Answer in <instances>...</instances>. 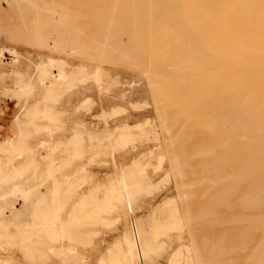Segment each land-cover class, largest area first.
Listing matches in <instances>:
<instances>
[{
  "label": "rangeland",
  "instance_id": "1",
  "mask_svg": "<svg viewBox=\"0 0 264 264\" xmlns=\"http://www.w3.org/2000/svg\"><path fill=\"white\" fill-rule=\"evenodd\" d=\"M27 1L0 0V144L9 152L20 151L12 161L17 171L12 184L23 190L25 198L17 212L6 207L16 196H8L6 203L0 204V225L6 226L16 241L0 237V259L6 258L9 264H63L57 252L61 245L64 252L77 254L85 264H227L232 260L244 264L242 260L249 261L244 257L252 250L241 253L231 241L238 227L225 221L220 224L219 215L224 216L226 210L216 211L220 219L214 213L212 222L207 221L208 215L203 218L205 208L210 210L207 204L212 203L209 202L213 195L217 196L221 189L216 185L218 181L213 182L216 176L208 171L209 176L206 175L205 169L216 160V153L200 154V148L206 146L199 142L210 140L211 133L216 139L218 128L198 127L191 141L177 140L181 126H186L185 116L171 124L172 113L163 108L167 107L163 102V86L149 81L146 60L151 52L147 55L149 51H146L145 63L140 62L139 68L132 67L135 59L131 52H125L128 48L125 45L131 39L129 21L123 24V33L115 36L112 44L115 48L109 47L104 59L98 60L96 47L102 26L97 14L114 1L116 6L126 9L129 1L104 0L105 3L97 4L98 0H37L39 9L33 14L40 24L52 18L44 11L45 6L65 4L73 15L79 12L77 17L69 12L63 27L65 33L78 40L80 53L75 56H65L58 50L51 53L34 43L32 13ZM173 21L165 26L173 28L176 24ZM54 44L49 43L52 47ZM51 59L64 60L63 70L69 76L63 83L53 82L55 69L49 67ZM96 63L102 72L98 85L93 79ZM41 65L47 69L44 82L40 78ZM18 87L27 90L16 101L9 92ZM44 106L50 114L49 121L39 117ZM190 113L193 118L199 115L196 110ZM192 120L189 122L198 126L197 119ZM12 137L18 139L16 148H11ZM37 151L38 155L34 156ZM43 151L52 153L53 174L49 171L52 164L40 157ZM195 154L198 157L194 158ZM184 155L189 167L183 166ZM212 155H215L213 159ZM6 161L11 172V159ZM210 182L215 184L211 186ZM114 184L121 186V202L112 196ZM4 192L1 188L0 195ZM208 213L210 216L212 212ZM198 214L206 221L199 220ZM55 215L62 226L61 240L51 231H39L44 229L43 222ZM36 226L38 230L33 229ZM24 230L26 234H22ZM23 235L28 240L22 246ZM126 236L134 243L131 258L125 250ZM222 238L227 240V248L232 246L233 251L240 253L225 249ZM26 248L32 252L25 251ZM223 249L229 254L225 250L222 254ZM209 252L214 259L217 255L219 261L217 257L216 261L209 258Z\"/></svg>",
  "mask_w": 264,
  "mask_h": 264
},
{
  "label": "bare ground",
  "instance_id": "2",
  "mask_svg": "<svg viewBox=\"0 0 264 264\" xmlns=\"http://www.w3.org/2000/svg\"><path fill=\"white\" fill-rule=\"evenodd\" d=\"M128 1V9L123 8L122 10V7L116 6L117 2L114 3V1L109 6L106 5L100 14H97L102 26V35L96 47L98 60L104 59L106 52H108L107 49L112 46L116 39L115 36L123 33V27L129 21L132 40H129V45H125L128 46L125 48V52L127 54L131 52V56L135 59L132 61V67L139 68L140 62L145 63L143 59L147 58L144 56L146 51H149L147 55L151 52L152 54L148 55L149 58L145 59L146 62L148 61L147 65L150 69L148 70L149 76H151L149 81L163 86V102L167 106L163 108L172 113L170 114L171 124L176 123L180 116L181 119L182 116H185L183 125L186 124V126H181L184 128H180L182 131H179L182 133L179 132L180 135L177 136V140L185 138L186 142L191 141L192 138L194 139V130L198 127L201 129L218 128L219 136H215L216 139L212 137L213 133L211 135L208 133L210 140L199 142L202 143L201 146L204 144L206 146V149L200 148L201 152L198 150L200 154L204 153L206 156H210V153H216V158H214L215 155L211 156L212 159L216 160L208 163L205 169L206 175L209 176L207 174L209 172L216 176V180L213 179V182L218 181L216 185H219L221 189L217 196L216 194L213 195L214 199L211 195L212 201L208 202L212 203L207 204L209 205L207 208L210 210L207 209L208 211H206L205 208L206 214L203 215L204 208H202L200 214L203 215V218L205 216L207 218L208 215L207 221L211 220L212 222L216 211L226 210L224 216L216 214V218L219 215L222 219L221 222L220 220L218 222L222 224L225 221L231 225L234 224L236 228L238 227L235 238L233 236L231 239L235 248L238 247L241 253L245 250H252L250 252L254 253L249 252L251 257L246 254L244 259H249V261L241 259L242 262L244 261V264H248L247 262L264 264V0ZM96 3L103 4L105 1L98 0ZM6 4L8 5V3ZM27 4L32 13L31 33L34 43L51 53L54 50L64 53L65 56H75L80 53L78 40L65 33L63 29L69 12L72 14L67 8L68 5L56 4L52 8L45 6L44 11L47 16L52 18H47L40 24L33 14L39 9L38 1L28 0ZM57 7L60 8V12ZM124 11H127L128 16ZM78 15H80L79 12H75L73 16L77 17ZM124 21L126 22L124 23ZM169 21H176L171 29L165 26L169 24ZM123 24L125 25L123 26ZM155 37H157L156 39L163 37L165 40L168 38V40H163V42L155 39V42L153 40ZM146 39L149 42L146 43ZM51 42L55 43V46H50L49 43ZM161 47L165 48L162 49ZM112 48L115 47L112 46ZM158 48L162 50H158ZM49 63V67L55 69V74L51 77L53 82L63 83L68 79L67 76L69 75L63 70L64 60L51 59ZM40 67L43 69L40 78L44 82L47 69L44 65ZM100 67L96 63L93 77L95 85H98L102 79ZM167 83H170L171 86H164ZM24 88L18 87L9 94L17 101L21 94L27 90ZM192 110L199 112L197 118L191 116ZM39 117L43 121H49L50 114L45 106L40 110ZM192 119H197L198 126L189 122L190 120L193 121ZM169 127L171 126L169 125ZM104 139L106 141L105 146L109 150L106 134H104ZM17 142L18 139L12 137L11 148H16ZM19 152L18 149L9 152L7 147L0 144V189L4 188L5 190L0 195V204L6 203V197L14 196L13 198H15L16 196L17 198L11 203H6V207L8 206L10 211L16 212L21 209L22 200L25 199L23 198L24 193L22 194L23 190L16 183L12 184L17 173L12 161ZM197 152L196 154L199 156L200 154ZM196 154L193 155L194 158H196ZM33 155H38V151ZM40 157L52 164L49 171L53 174L51 151H43ZM9 159H11L9 165L11 168L13 167L11 172L7 169L8 162L6 160ZM182 159L183 166L189 167L190 164L186 161L185 155ZM199 175L201 174L199 173ZM10 183L12 185H9ZM211 183L209 184L211 185ZM199 184L202 185L201 182ZM204 185L206 186V184ZM207 186L210 190V186ZM208 190L206 192H209ZM121 191L120 185H113L112 196L117 202L122 200ZM56 193L57 186L54 184L53 209L55 212L58 209ZM210 211L215 214L210 213L209 216L208 212ZM226 214H228L227 217ZM200 216H197L200 218L199 220L206 221V218L202 220V216ZM43 223L44 229L39 231H51L56 239L61 240L62 226L57 215L46 219ZM33 229L38 230V226ZM26 233L27 230H24L22 234ZM0 237H8L13 243L16 242L14 235L9 233L4 225H0ZM22 239L23 246L24 240H28V236L23 235ZM226 243L227 240L221 242L226 247L225 249L230 248L228 251H233L232 246L227 248L229 244ZM228 243L232 244L231 242ZM125 245L126 253L130 258L133 257L134 243L129 236L125 237ZM225 249H223L222 254H225ZM24 250L32 252V249L26 248ZM215 251L217 253V250ZM239 251H233V253L239 254ZM57 252L63 264H85L83 258L77 254L64 252L61 245ZM226 253L228 252L226 251ZM210 257L214 259V256L211 255ZM219 257L221 256L219 255ZM3 259H0V264H9V260ZM217 260L219 261L218 257ZM230 260L223 261L226 263ZM234 262L232 260L229 263ZM98 264L103 263L99 262Z\"/></svg>",
  "mask_w": 264,
  "mask_h": 264
}]
</instances>
